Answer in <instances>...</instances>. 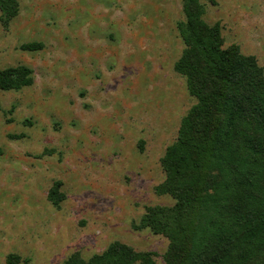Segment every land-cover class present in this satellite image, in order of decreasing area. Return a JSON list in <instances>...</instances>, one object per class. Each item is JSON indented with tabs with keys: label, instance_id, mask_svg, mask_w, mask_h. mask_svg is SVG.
<instances>
[{
	"label": "rangeland",
	"instance_id": "obj_1",
	"mask_svg": "<svg viewBox=\"0 0 264 264\" xmlns=\"http://www.w3.org/2000/svg\"><path fill=\"white\" fill-rule=\"evenodd\" d=\"M17 2L0 69L27 66L33 85L0 90V264H63L112 242L165 264L167 240L140 220L172 203L155 193L161 159L194 103L174 70L182 0ZM204 18L264 69V0H214Z\"/></svg>",
	"mask_w": 264,
	"mask_h": 264
},
{
	"label": "trees",
	"instance_id": "obj_2",
	"mask_svg": "<svg viewBox=\"0 0 264 264\" xmlns=\"http://www.w3.org/2000/svg\"><path fill=\"white\" fill-rule=\"evenodd\" d=\"M207 4L214 0H182L177 30L184 48L174 70L194 103L161 159L164 180L155 193L172 203L147 207L140 228L167 240L165 264H264V69L225 44L220 24L204 18ZM17 12V0H0L4 26ZM21 48L34 52L42 45ZM32 85L29 67L0 69V90ZM64 199L61 183H53L49 202L59 206ZM6 262L18 264L14 256ZM63 264L154 261L112 242L101 254L85 259L76 252Z\"/></svg>",
	"mask_w": 264,
	"mask_h": 264
}]
</instances>
